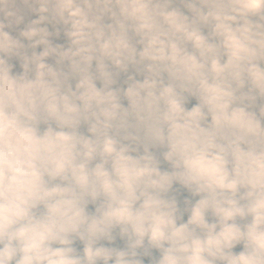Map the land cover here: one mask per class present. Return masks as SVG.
Masks as SVG:
<instances>
[{
	"label": "clouds",
	"instance_id": "1",
	"mask_svg": "<svg viewBox=\"0 0 264 264\" xmlns=\"http://www.w3.org/2000/svg\"><path fill=\"white\" fill-rule=\"evenodd\" d=\"M0 264H264V0H0Z\"/></svg>",
	"mask_w": 264,
	"mask_h": 264
},
{
	"label": "flooded vegetation",
	"instance_id": "2",
	"mask_svg": "<svg viewBox=\"0 0 264 264\" xmlns=\"http://www.w3.org/2000/svg\"><path fill=\"white\" fill-rule=\"evenodd\" d=\"M191 102V103H190ZM195 103V101L194 100H189V104H190V106L189 107H191L192 106V104H194Z\"/></svg>",
	"mask_w": 264,
	"mask_h": 264
},
{
	"label": "trees",
	"instance_id": "3",
	"mask_svg": "<svg viewBox=\"0 0 264 264\" xmlns=\"http://www.w3.org/2000/svg\"><path fill=\"white\" fill-rule=\"evenodd\" d=\"M191 103V102H190ZM188 107L190 106V104L188 103V105H187Z\"/></svg>",
	"mask_w": 264,
	"mask_h": 264
},
{
	"label": "water",
	"instance_id": "4",
	"mask_svg": "<svg viewBox=\"0 0 264 264\" xmlns=\"http://www.w3.org/2000/svg\"><path fill=\"white\" fill-rule=\"evenodd\" d=\"M236 250L238 251L239 250V247Z\"/></svg>",
	"mask_w": 264,
	"mask_h": 264
}]
</instances>
